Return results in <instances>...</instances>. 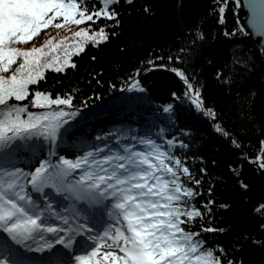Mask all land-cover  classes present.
Segmentation results:
<instances>
[{
    "label": "snow or ice",
    "instance_id": "1",
    "mask_svg": "<svg viewBox=\"0 0 264 264\" xmlns=\"http://www.w3.org/2000/svg\"><path fill=\"white\" fill-rule=\"evenodd\" d=\"M233 4L238 8L241 0ZM118 5L119 0H0V264H242L225 258L222 245L206 242L203 233L215 229L191 227L213 201L193 202L203 192L201 179L192 177L187 156L174 151L187 147V133L165 139L163 128L135 136L119 128L85 138L78 123L86 105H73L76 89L53 92L46 85V70L66 73L86 46L109 39L106 29L120 24ZM213 7L223 22L227 0ZM245 7L253 31L264 35V0H245ZM101 19L113 23H97ZM70 24L78 26L75 31ZM50 25L69 35L18 46ZM240 31L244 25L225 34ZM191 34L190 44L204 39L202 31ZM186 54L188 47H181L167 59L182 61ZM251 63L235 66L246 72ZM174 71L189 90L185 96L203 109L201 90L181 68ZM240 74L218 69L216 77L230 84ZM128 87L143 90L137 80ZM163 112L172 113L174 122L171 103ZM206 112L216 115L211 107ZM259 143L264 153V139ZM21 149L36 157L27 170L15 166ZM248 159L264 170V155ZM256 211L264 212V202Z\"/></svg>",
    "mask_w": 264,
    "mask_h": 264
},
{
    "label": "trees",
    "instance_id": "2",
    "mask_svg": "<svg viewBox=\"0 0 264 264\" xmlns=\"http://www.w3.org/2000/svg\"><path fill=\"white\" fill-rule=\"evenodd\" d=\"M216 2L119 0L120 24L106 29L109 39L95 47L86 46L73 57L76 67L66 73L46 70V85H51L53 92L76 89L72 93L73 105L79 107L84 103L87 108L126 92L127 84L139 81L143 90L128 88L124 97L104 111L85 113L78 123L79 132L87 138L125 128L135 136L156 134L163 128L165 139L187 133L186 139L180 136L187 147L174 151L182 158L187 156L192 177L201 179L199 188L203 192L193 202L199 206L201 200L213 201L209 205L211 211L202 219L197 218L191 227L215 229L203 233V237L206 242L222 245L225 258L242 264H264V231H261L264 212L256 211V206L264 202L259 162L248 159L262 154L259 141L264 139V56L260 52L264 48L257 46L244 31L226 35L241 25L237 7L233 0H227L220 22L213 7ZM145 5L149 8L147 12ZM97 23L113 22L101 19ZM76 27L69 25L71 31ZM199 31L204 39L190 44L194 39L191 33ZM46 35L59 38L68 36L69 31L50 25L32 41L18 46H38ZM181 47H188L182 61L167 59ZM246 60L252 62L251 70L242 72L235 65ZM175 68H181L189 82L201 90L203 109L185 96L189 90ZM218 69L241 74L232 77L233 83L225 84L216 77ZM168 103L173 105L174 122L170 118L172 113L163 112ZM209 107L215 117L207 114ZM98 117L103 120L92 126ZM18 157L17 167L27 170L36 163V157L26 149H21ZM201 168L206 172L202 173ZM182 179L187 181L186 177ZM241 183L247 188L241 187ZM189 186L193 185L189 182Z\"/></svg>",
    "mask_w": 264,
    "mask_h": 264
},
{
    "label": "water",
    "instance_id": "3",
    "mask_svg": "<svg viewBox=\"0 0 264 264\" xmlns=\"http://www.w3.org/2000/svg\"><path fill=\"white\" fill-rule=\"evenodd\" d=\"M249 11L245 7V0H241L240 6L237 8V18L241 25H244V31L247 33L248 37H250L260 48H264V35L258 34L253 31L251 24L248 21ZM264 155V153H263ZM259 170V176H260V188H261V194L264 199V170Z\"/></svg>",
    "mask_w": 264,
    "mask_h": 264
},
{
    "label": "bare ground",
    "instance_id": "4",
    "mask_svg": "<svg viewBox=\"0 0 264 264\" xmlns=\"http://www.w3.org/2000/svg\"><path fill=\"white\" fill-rule=\"evenodd\" d=\"M262 155H263V153H262Z\"/></svg>",
    "mask_w": 264,
    "mask_h": 264
},
{
    "label": "rangeland",
    "instance_id": "5",
    "mask_svg": "<svg viewBox=\"0 0 264 264\" xmlns=\"http://www.w3.org/2000/svg\"><path fill=\"white\" fill-rule=\"evenodd\" d=\"M262 155V154H261Z\"/></svg>",
    "mask_w": 264,
    "mask_h": 264
}]
</instances>
